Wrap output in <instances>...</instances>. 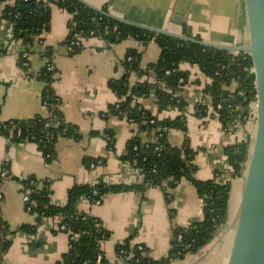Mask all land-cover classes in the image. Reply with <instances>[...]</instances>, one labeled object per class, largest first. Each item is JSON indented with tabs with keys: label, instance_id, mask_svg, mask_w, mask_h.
<instances>
[{
	"label": "crops",
	"instance_id": "obj_1",
	"mask_svg": "<svg viewBox=\"0 0 264 264\" xmlns=\"http://www.w3.org/2000/svg\"><path fill=\"white\" fill-rule=\"evenodd\" d=\"M88 4L118 17L153 28L200 38L223 45H246L248 22L245 0H84ZM0 2V17L6 7ZM204 16H208L205 20ZM72 15L57 6L52 7L49 29L33 44L25 46L15 38L14 26L0 24V121L30 119L46 115L42 94L47 82L41 72L52 66L56 72L53 88L61 100L63 118L79 128L81 139L60 138L57 158L47 162L38 146L31 142L16 143L0 134V174L8 171L7 179L0 183V218L10 227L12 244L1 264H58L69 250L70 235L59 231L60 219H45L35 234L19 231L22 225H34L36 216L26 210L22 182L34 176L51 180V202L63 206L70 190L76 185L137 186L143 175L124 158L131 139L138 128L126 117L113 115L110 107L118 98L109 88L111 80L120 79L124 69L120 63L129 50L141 53L143 68L157 62L162 54L159 44H147L129 38L108 44L92 37L82 40L84 48L71 53L66 41ZM52 48L49 53L46 50ZM27 54V59L25 58ZM23 59V60H22ZM23 62H27L25 66ZM181 70L190 73L188 85L182 93L187 102V133L169 132V143L182 146L188 137L197 152L194 163L195 178L200 181L215 179L219 183L231 180V166L226 149L242 141L243 133H228L216 112L209 106L208 115H196L198 104H211L204 94L211 83L197 65L185 63ZM139 81L132 77V84ZM141 81V80H140ZM234 83L232 88H235ZM143 107L158 114L155 93L140 100ZM256 109V107L254 108ZM179 112L167 111L161 118L176 117ZM256 129V126H255ZM113 131L115 147H108L106 132ZM252 137V122L248 124ZM149 139L147 133L141 136ZM97 162L88 164L87 161ZM243 186V178L232 181V194ZM166 187V185H165ZM162 186H147L144 192L134 189L105 195L98 204L82 197L76 204L78 212L99 218L108 231L101 242L106 264H127L119 256V246L130 240L131 246H144L153 260L165 258L177 227H185L204 219V203L196 187L186 179L170 190L171 199ZM242 190V187H241ZM229 222L218 237L197 254L170 264H227L231 253L235 226L231 209Z\"/></svg>",
	"mask_w": 264,
	"mask_h": 264
},
{
	"label": "trees",
	"instance_id": "obj_2",
	"mask_svg": "<svg viewBox=\"0 0 264 264\" xmlns=\"http://www.w3.org/2000/svg\"><path fill=\"white\" fill-rule=\"evenodd\" d=\"M6 7L0 17L12 23L15 38L25 46L33 44V40L49 29L52 7L57 6L72 15L69 24V36L66 41L75 54L84 48L79 39L100 38L108 44H115L134 38L147 44L155 40L162 49L160 59L143 68L142 55L129 50L121 61L124 75L120 79L111 80L109 88L116 94L118 101L110 107L113 115L126 117L138 128L128 146L125 160L130 161L143 175L141 184L137 186L109 185L99 182L96 185H76L68 195L63 206L51 202V180H40L31 176L22 182L23 191H29L26 210L36 216L34 225H22L19 231L35 234L41 223L48 218H59V231L70 235L68 252L58 264H106L105 254L101 250V242L108 238V231L103 222L94 216L78 212L76 204L82 197L92 203H99L105 195L120 193L134 189L144 192L147 186L165 187L169 200L170 190L176 188L181 180H189L197 189L204 203V219L192 222L185 227H177L173 233L171 249L161 260H153L147 255L144 246H131L130 240L119 246V256L127 264H170L183 260L188 255L197 254L209 246L229 222L232 181L243 176L250 157L252 135L248 124L253 117V106L257 102L255 89L254 65L250 55L245 53H229L199 44L185 42L164 35H156L139 28L128 26L108 18L88 8L77 0H0ZM189 36V32L186 31ZM197 39H200L199 37ZM48 48L46 51L51 52ZM23 60V59H22ZM189 63L197 65L211 80L204 89V94L211 99V104H198L196 115L205 118L209 106L212 107L228 133H243V139L226 149L231 166V180L219 183L218 176L213 180L200 181L195 178L197 167L194 163L196 151L191 147L188 137L180 146L169 143V132L178 130L187 133V102L182 93L188 85L190 73L181 70V65ZM56 72L46 67L41 72V79L47 82L42 94V102L46 106V115L30 119L0 121V134L12 142H31L38 146L47 162L57 158V143L60 138L81 139L79 128L69 124L61 112V100L53 88ZM139 81L132 84V77ZM141 80V81H140ZM235 88H232L233 84ZM163 85L165 87H163ZM155 93L158 114H153L141 104L140 100ZM221 106L218 108V106ZM167 111L179 112L176 117L161 118ZM60 118V119H59ZM147 133L149 139L143 141L141 135ZM109 149L115 147L113 131H107ZM96 159L88 160L91 164ZM64 229H61V227ZM10 227L0 218V264L8 252L12 240ZM102 255L103 260L98 262Z\"/></svg>",
	"mask_w": 264,
	"mask_h": 264
},
{
	"label": "water",
	"instance_id": "obj_3",
	"mask_svg": "<svg viewBox=\"0 0 264 264\" xmlns=\"http://www.w3.org/2000/svg\"><path fill=\"white\" fill-rule=\"evenodd\" d=\"M77 1L117 22L156 35L172 37L219 51L250 55L254 65L257 93L256 129L251 140L250 157L242 176L243 186L235 235L227 264H264V0H245L248 22V43L246 45L217 44L153 28L105 12L84 0Z\"/></svg>",
	"mask_w": 264,
	"mask_h": 264
},
{
	"label": "rangeland",
	"instance_id": "obj_4",
	"mask_svg": "<svg viewBox=\"0 0 264 264\" xmlns=\"http://www.w3.org/2000/svg\"><path fill=\"white\" fill-rule=\"evenodd\" d=\"M208 16H204L205 20L207 19ZM256 107V105L253 106V117H252V126L254 127V131H255V126H256V109H254ZM241 185L239 187V191L236 190L235 193L232 194V198H231V204L235 203L234 205V209L232 211V214L234 216V226H236V222H237V217H238V210H239V201H240V197H241Z\"/></svg>",
	"mask_w": 264,
	"mask_h": 264
},
{
	"label": "built area",
	"instance_id": "obj_5",
	"mask_svg": "<svg viewBox=\"0 0 264 264\" xmlns=\"http://www.w3.org/2000/svg\"><path fill=\"white\" fill-rule=\"evenodd\" d=\"M79 40H80V41L76 42V45H79L80 42H81L83 39H79ZM25 58H26V59L28 58V57H27V54H25ZM23 63H24L25 66H28V63H27V62H23ZM48 67H49V69H52V66H51V65H49ZM163 87H165V86L163 85ZM255 105H256V104H255ZM44 107L46 108L45 105H44ZM220 107H221V106L219 105L218 108H220ZM251 120H252V118H251ZM8 176H9V172H8V171H5V172L1 173V174H0V183H1L3 180L7 179ZM0 198H1V195H0ZM24 201H25V203H27V202L29 201V191L24 192ZM99 203H100V202H99ZM99 203H98V204H99ZM61 229H64V227L62 226ZM102 260H103V256L100 255V256L98 257V262H101Z\"/></svg>",
	"mask_w": 264,
	"mask_h": 264
}]
</instances>
